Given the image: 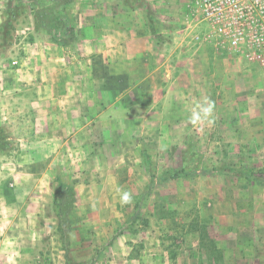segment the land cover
Returning a JSON list of instances; mask_svg holds the SVG:
<instances>
[{
  "label": "rangeland",
  "instance_id": "374dc122",
  "mask_svg": "<svg viewBox=\"0 0 264 264\" xmlns=\"http://www.w3.org/2000/svg\"><path fill=\"white\" fill-rule=\"evenodd\" d=\"M4 2L11 16L1 28L3 39L16 37L22 46L44 35L58 43L47 20L56 15L55 0ZM89 6L110 30H94L93 40L103 37L115 56L98 86L90 76L76 82L72 127L58 112L55 127H39L41 136L28 144L20 132L34 135L33 128L5 127L12 146L0 154L10 173H0V264H21V247L32 251L22 264H264V185L237 175L194 173L149 187L145 161L150 157L156 176L220 163L264 165V69L249 63V75H239L241 65L230 61L224 65L228 75H206L212 70L206 59L174 60L170 46L185 43L175 31L184 20L178 0H74L67 7L72 42L85 36L82 23L91 16L82 9ZM96 8L107 14L99 17ZM115 41L120 47H113ZM61 48L58 75L70 74L66 49L73 52V75L93 74L82 47ZM167 54L173 65L164 63ZM205 99L215 102L214 123L192 125L191 112ZM47 133L51 140L44 147L39 141ZM48 147L56 153L53 160L12 159L21 150ZM31 164L53 170L41 181V201L46 191L57 190L51 206L41 209L35 238L21 237V210L2 201L9 179L10 189H21V168ZM60 184L66 185L62 192ZM120 190L131 193L130 204L121 203Z\"/></svg>",
  "mask_w": 264,
  "mask_h": 264
},
{
  "label": "crops",
  "instance_id": "0c3cea01",
  "mask_svg": "<svg viewBox=\"0 0 264 264\" xmlns=\"http://www.w3.org/2000/svg\"><path fill=\"white\" fill-rule=\"evenodd\" d=\"M188 3V0H178V6L181 9L184 20L175 31L176 33H180L185 43L181 41L179 44L170 46L171 52H175V57L172 56L174 60L176 59L177 61L178 58V60L186 59L192 61L191 59H193L201 62L206 59L211 64L212 69L206 75H228V70L224 69V65H227L230 61H235V64L241 65L240 69H238V74L249 75V70L245 68V65L251 62L242 53H234L225 49L213 38L201 43L193 41L192 34L196 31L204 30L205 25L201 23L200 19L193 16V12L189 9ZM162 4L164 8L165 1ZM166 7L168 8V6ZM155 8L153 7V9ZM96 9L99 10V17L107 14L102 8ZM82 10L84 14L90 15L91 17L89 18L91 19L82 23L83 30L85 31L84 38H78V40L71 43L76 44L77 49L80 47L84 49L82 53L87 58L85 60V66L90 65L92 69H95L91 75H73L72 68L75 66H73V52L72 50L66 49L67 46H71V43L60 44L58 42L55 44L44 35H41V38H38L37 35L32 42H25L22 46L21 39H17L16 37L7 40L3 39L1 28L3 24L9 21L11 15L9 9L6 7V2L0 0V126L23 130L33 128L35 131L34 135L25 134L21 136L20 132L19 140H23L25 144L29 143L32 136H41L37 134L39 127L47 129L54 128L57 120L56 114L58 112L65 115L66 120L70 122L69 126L72 127L74 118L72 114V98L75 93L74 86L76 82L88 80L90 76V78L92 77V84L98 86L101 78L100 75H104L105 73L106 63L111 60L109 58H114L115 56V53L105 50L107 46L105 45L103 37L93 40V33L96 31L98 34L95 35H99L100 32L104 33L105 30H109L105 23L101 19L93 18L95 10L91 9L90 6L84 7ZM128 10L132 13L130 8ZM155 11L160 13L162 17L167 14L164 10L155 9ZM112 12L119 13V11ZM168 12L172 13L173 11L170 10ZM111 22L117 23L115 20ZM17 26L21 27L20 24ZM17 26L14 31L18 29ZM94 30L95 32H93ZM112 30L114 29L112 28ZM134 30H137L136 26ZM127 31L130 32L131 28H127ZM175 31L171 30L172 33H175ZM111 44L115 48L120 47L119 41ZM179 45L191 46L189 48L191 52L189 49L182 50L177 47ZM156 46L158 47L159 44H156ZM58 47H65L66 49L64 57L68 63L67 70L70 71V74L58 75V60L61 59L58 54ZM176 47L178 50H176ZM21 48L24 49L22 52ZM132 55L128 54L127 56L131 58L129 56ZM170 57L167 54L164 61L169 66L173 65L171 62L166 61L171 59ZM259 68L264 69V65H259ZM19 114H21V117L17 118ZM65 127H68V123H66ZM46 136L48 137L41 138L39 141V144H43L44 147L51 140L49 133ZM33 141L38 142L35 138ZM20 158L21 161L53 160L56 158V153L48 147L45 151L21 150L20 155L12 157L13 160ZM7 159L12 161L10 157ZM5 164L4 162L0 164V173H5L8 176L10 173L5 168ZM52 173L53 170L46 166L31 164L21 168V189H17V187L14 190L10 189L12 187L11 179L5 185L3 193L7 196V199L2 201L7 208L11 207L18 211L21 210L19 212L22 216L21 221H23V223L21 222V237L26 235L27 238H35L36 229L40 231L41 209L43 207H50L53 197L57 194V190L46 191L48 195L45 197V203L41 201V191L43 190L41 181L43 177L52 176ZM11 175L15 177L18 176V173ZM51 218L47 222H50ZM11 226L13 227L14 223H10L8 228L13 232ZM13 230H15V227H13ZM27 256L32 257V251L21 247V264L26 260Z\"/></svg>",
  "mask_w": 264,
  "mask_h": 264
},
{
  "label": "built area",
  "instance_id": "2783aa9c",
  "mask_svg": "<svg viewBox=\"0 0 264 264\" xmlns=\"http://www.w3.org/2000/svg\"><path fill=\"white\" fill-rule=\"evenodd\" d=\"M205 25L192 34L196 43L216 39L225 49L264 65V0H188Z\"/></svg>",
  "mask_w": 264,
  "mask_h": 264
},
{
  "label": "trees",
  "instance_id": "16d2710c",
  "mask_svg": "<svg viewBox=\"0 0 264 264\" xmlns=\"http://www.w3.org/2000/svg\"><path fill=\"white\" fill-rule=\"evenodd\" d=\"M74 0H55V4L52 6L53 10H57L56 15H50L47 17L48 25L50 27V33L57 42L67 44L74 40V28L68 22L67 7ZM12 146L10 135H8L5 127L0 126V154H7ZM148 167L152 172V177L149 182V187H152L157 182L172 179L181 175H191L194 173L215 175H237L245 179L257 182L264 185V165L262 166H247L242 163L239 167H233L225 163L213 165L211 167L201 169H167L162 174L156 176L154 171V164L150 157L145 159ZM66 189L65 184H60V191ZM69 192H73V188L69 187ZM73 195V194H72Z\"/></svg>",
  "mask_w": 264,
  "mask_h": 264
},
{
  "label": "clouds",
  "instance_id": "9594fccd",
  "mask_svg": "<svg viewBox=\"0 0 264 264\" xmlns=\"http://www.w3.org/2000/svg\"><path fill=\"white\" fill-rule=\"evenodd\" d=\"M215 102L211 99H205L203 103L197 104L192 110L189 117V123L198 125L203 122L209 124L214 123L213 113ZM120 200L122 204H130L132 202V195L129 191L120 190Z\"/></svg>",
  "mask_w": 264,
  "mask_h": 264
}]
</instances>
